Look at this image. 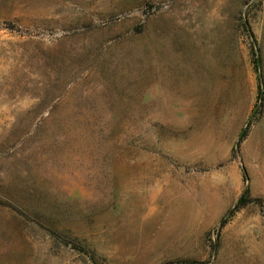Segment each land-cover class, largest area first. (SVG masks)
<instances>
[{
  "label": "rangeland",
  "instance_id": "rangeland-1",
  "mask_svg": "<svg viewBox=\"0 0 264 264\" xmlns=\"http://www.w3.org/2000/svg\"><path fill=\"white\" fill-rule=\"evenodd\" d=\"M0 264H264V0H0Z\"/></svg>",
  "mask_w": 264,
  "mask_h": 264
},
{
  "label": "trees",
  "instance_id": "trees-1",
  "mask_svg": "<svg viewBox=\"0 0 264 264\" xmlns=\"http://www.w3.org/2000/svg\"><path fill=\"white\" fill-rule=\"evenodd\" d=\"M253 53H254V51H253ZM255 66H256V70H258V71H259V69L262 66V61H261V58L259 56H257L255 58ZM258 76H259V78H261V74H259ZM245 135H246V129H244L242 131V133L240 134L239 142L245 137ZM246 201H247V199H246V192H245L244 195H242L239 198V200L237 202V205L235 206L234 210L237 209V208H239L240 206L244 205L246 203ZM225 222H226V220L223 219L222 224L225 223Z\"/></svg>",
  "mask_w": 264,
  "mask_h": 264
}]
</instances>
